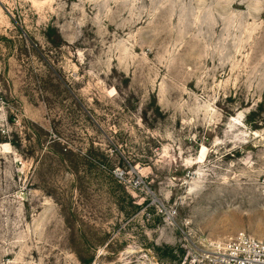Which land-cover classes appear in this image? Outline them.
<instances>
[{"label":"rangeland","instance_id":"1","mask_svg":"<svg viewBox=\"0 0 264 264\" xmlns=\"http://www.w3.org/2000/svg\"><path fill=\"white\" fill-rule=\"evenodd\" d=\"M239 231L264 0H0V264H191Z\"/></svg>","mask_w":264,"mask_h":264},{"label":"built area","instance_id":"2","mask_svg":"<svg viewBox=\"0 0 264 264\" xmlns=\"http://www.w3.org/2000/svg\"><path fill=\"white\" fill-rule=\"evenodd\" d=\"M203 255H193L191 264H264V237L256 238L239 231L223 240L213 241L203 250ZM185 261L183 262V264Z\"/></svg>","mask_w":264,"mask_h":264},{"label":"bare ground","instance_id":"3","mask_svg":"<svg viewBox=\"0 0 264 264\" xmlns=\"http://www.w3.org/2000/svg\"><path fill=\"white\" fill-rule=\"evenodd\" d=\"M204 154V151H202L201 156ZM203 157V156H202ZM201 159V158H200Z\"/></svg>","mask_w":264,"mask_h":264}]
</instances>
